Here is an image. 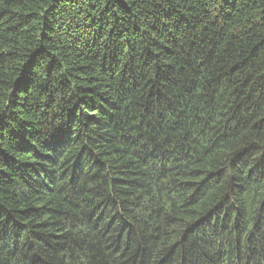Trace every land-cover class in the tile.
Here are the masks:
<instances>
[{
  "label": "trees",
  "instance_id": "obj_1",
  "mask_svg": "<svg viewBox=\"0 0 264 264\" xmlns=\"http://www.w3.org/2000/svg\"><path fill=\"white\" fill-rule=\"evenodd\" d=\"M0 264H264V0H0Z\"/></svg>",
  "mask_w": 264,
  "mask_h": 264
}]
</instances>
